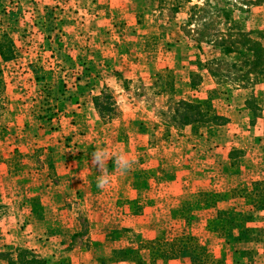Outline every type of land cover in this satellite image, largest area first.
<instances>
[{"label":"rangeland","instance_id":"obj_1","mask_svg":"<svg viewBox=\"0 0 264 264\" xmlns=\"http://www.w3.org/2000/svg\"><path fill=\"white\" fill-rule=\"evenodd\" d=\"M247 39L264 52V0H0V47L10 57H0V264L21 257L36 264L22 255L24 250L46 261L75 264L67 256L75 260L78 248L89 245L82 238L90 232L102 254L136 248L143 264H189L184 258L149 259L145 245L159 233L165 241L191 235L202 254L222 264H264V206L245 224L252 230L247 241L224 243L204 228L217 210L251 211L242 196L257 190L264 196V77H254L261 66L245 67L239 75L231 64L243 60L217 46L219 40L244 44ZM188 75L200 78L194 88ZM207 96L225 124L211 126L208 134L200 130L199 137L176 129L175 113L181 110L175 103ZM116 138L155 147H150V163L134 164L135 169L157 167L158 174L175 178L183 171L184 176L174 183L176 198H163L146 210V223L129 219L124 225L131 226L124 227L120 219L119 228L97 230L72 188L59 197L44 193L57 180L41 179L40 171L47 172L52 141H64L67 150L56 147L50 153L64 157L63 169L72 173L75 146L84 140L85 146L93 144L82 148L83 156L97 149L118 154ZM89 168L96 170L90 163L80 167ZM158 178L153 182L165 181ZM238 189L240 196L216 203V211L194 210L188 223L171 211L200 191ZM39 190L46 202L43 222L23 203ZM240 250L251 253L241 256Z\"/></svg>","mask_w":264,"mask_h":264},{"label":"crops","instance_id":"obj_2","mask_svg":"<svg viewBox=\"0 0 264 264\" xmlns=\"http://www.w3.org/2000/svg\"><path fill=\"white\" fill-rule=\"evenodd\" d=\"M162 126V125H161ZM164 128L168 129L167 126L164 125ZM173 127H171L172 129ZM183 128V127H182ZM176 129H181L176 126ZM188 129V135L189 137H195V135L190 133L189 126H185L183 130ZM164 129L162 126V133ZM162 136V134H161ZM186 136V138H189ZM199 137V135H198ZM204 137V135H203ZM121 141H119L117 138L115 140L116 145L118 146L121 144V151L119 152H126L131 158L135 160V164H145L150 163V158L148 155H150L151 150L154 149L151 142L149 141H141L140 143L138 141H134L131 139H123L120 138ZM64 141H61V143H56V141H52V144H47L48 146V153L49 158L51 160L47 161L45 164L46 171L44 170L40 171L41 179H43L44 176H48L51 179L50 180H57V185H52L50 187L49 184L47 187V190H43L44 193H48V190H50L51 194H56V197H59L61 195L64 196L66 192H70L73 190L74 195L77 196V201L79 204V208L81 211L85 212V217L87 220L91 219L94 221L89 220V225L94 224V227L98 230L100 227H108L109 230H114L115 228H119L117 226L120 221V219H123V223L120 226L127 227L130 224L124 225L125 221H128L129 219H132L134 223H137V221L142 222V224L146 223L148 215H144L146 210L149 208L150 211L154 210V206L152 204L156 203L158 200L161 201V199L167 200L170 198H176L177 192L175 190L174 183L178 178H182L184 176L183 171H181V176H176L175 178L165 174H158L157 173V167L155 168H139L135 169L133 168L126 174L123 175L120 172H118L115 164V159H108L105 164L106 171L111 174L112 181L110 187H107L105 189H100L97 187V177L101 174L97 169L93 170L88 169L87 171L80 169L83 164H89V159L91 155L85 154L83 156L82 151L90 148H93V144L87 143L85 146V140L83 143L78 144L75 149V154L73 157H75V163H77V167H72L73 171L70 173V168L64 170L63 167L66 166V159L59 155L58 157L52 156V154L56 151V147L63 148V150H67L64 147ZM149 143V144H148ZM63 146V147H62ZM152 146V149L150 147ZM80 147V148H79ZM83 147H86L85 149H82ZM155 150H153L154 152ZM50 152H53L52 154ZM109 157L114 158L117 153H114V151L109 150ZM13 156V154H11ZM9 156L5 163H9L12 159V156ZM147 156V159L145 157ZM55 159H58L59 161L56 162ZM84 160L87 163H84ZM113 160V161H112ZM81 162V164H80ZM112 162L114 163L112 166ZM152 162V161H151ZM61 163H65L64 166H61ZM183 163V162H181ZM59 166V167H58ZM61 166V167H60ZM227 174V173H225ZM227 176V175H226ZM36 177V176H35ZM158 177H165V181L161 183H155L153 181H156L159 179ZM49 181V179H47ZM39 186L43 187L44 184H40ZM71 186V187H70ZM67 187L72 188L71 191H67ZM42 190H39L38 192L33 193L32 195L25 196L23 203L27 204L28 210L35 211V213H31L32 218L34 220H37L38 222H43L42 216L44 215V211L46 209V202H42V199L40 198ZM152 192L154 194V197L152 195ZM75 196V197H76ZM30 199H34V207H31ZM75 200V199H74ZM225 203L226 202H222ZM180 204V203H179ZM179 204L174 207L171 211H175ZM51 205V203H50ZM148 205V206H147ZM50 208H53V206H50ZM217 208V207H216ZM216 208H209L204 209L203 211H209L214 210ZM32 209V210H31ZM228 209V208H224ZM223 209V210H224ZM202 211V212H203ZM216 211V210H214ZM122 216V217H121ZM144 219L145 221H142L141 219ZM140 219V220H139ZM208 219H211L208 218ZM206 219V220H208ZM98 221L100 223H98ZM180 221V220H179ZM100 226V227H99ZM131 226V225H130ZM108 230V231H109ZM92 233L91 236L89 234L85 235L82 238V241L84 243L89 244L88 246L82 245L78 248V251L74 253L75 260L71 259V256H67L71 261H75L73 263L75 264H120L123 262H128L130 264H134L131 261H122L115 259V257L110 252L106 255V253L102 254L101 251L98 250V240L97 236ZM119 237H115L114 241L111 243H114L118 240ZM117 239V240H116ZM115 249V248H114ZM119 249H127V248H116L115 250ZM133 249V248H129ZM136 250V248H134ZM35 260H41L43 263L41 264H60L59 261L57 263H54L51 257H48L47 261L45 258L37 256L34 252L28 250ZM113 251V250H112ZM69 261V260H68ZM67 262V261H66Z\"/></svg>","mask_w":264,"mask_h":264},{"label":"trees","instance_id":"obj_3","mask_svg":"<svg viewBox=\"0 0 264 264\" xmlns=\"http://www.w3.org/2000/svg\"><path fill=\"white\" fill-rule=\"evenodd\" d=\"M217 46L219 47L218 49L222 54L228 55L230 53H235L240 59L243 60L240 61L238 66L236 62L231 64V68H237L239 70V75L242 73L243 68H250L248 69L250 71L252 70V67L257 65L261 66V68L258 69V72H255L254 77L259 75L260 79H263L264 70L262 67H264V52L259 43L251 39H247L244 44L238 43V40L232 42L219 40V44ZM7 53H9V50H2L0 47V57L3 61H6L10 58ZM210 75L214 77V71L210 70ZM188 77L190 79L188 83L189 88H194V79L199 81V76L188 75ZM174 106L181 110V112H178V114L175 113L176 121H173L174 125L180 128L189 126L191 134H196L200 130H205V133L208 134L210 132L211 126L215 128L225 124V119L218 116L214 112L213 106L211 105V101L208 96L203 99H193L191 101L178 100ZM198 135L200 134L198 133L196 136ZM253 186L257 187V185ZM239 191L240 190L238 189L235 191V193L231 194L227 192L219 194L214 192L200 191L197 193L196 199L189 202L188 204L185 201L180 202L179 207L174 212H176L177 218L180 221L188 223L193 219L194 210L213 208L218 202H227V200H229L232 195H237L239 197ZM242 198H246L245 200L252 206L251 211H249V209L238 210L234 208L217 210L213 218L205 221V231L218 235L219 239L225 240L224 243L228 244L238 241H247L252 230L245 228V224L246 222H250L252 220V215L255 211H260L263 209L264 196L263 193L261 194L257 190L255 193L250 192L248 196H242ZM30 202L31 207H34V205L36 206L34 199H30ZM31 213H35V211H31ZM234 231H238L236 236L232 234ZM145 247L149 252V259L151 261H167L171 259L184 258L189 261V264H222L220 258L213 260V257L210 254H202L197 239L191 235H185L174 238L170 241H165L162 238L161 233H159L152 241L148 242ZM111 253L115 259L131 261L134 264H143L142 261H140L141 258L138 256L139 252L135 249H119L113 250ZM239 253L241 256H243L250 254L251 252L240 250ZM25 254L33 258V255L29 251H22V255ZM5 257L6 255H4L2 259ZM32 262H36V264L43 263L41 260L30 261V263ZM15 264L29 263L23 261V257H21Z\"/></svg>","mask_w":264,"mask_h":264},{"label":"clouds","instance_id":"obj_4","mask_svg":"<svg viewBox=\"0 0 264 264\" xmlns=\"http://www.w3.org/2000/svg\"><path fill=\"white\" fill-rule=\"evenodd\" d=\"M109 157L108 153L103 149H97L91 153L89 163L91 166L95 167L101 174L97 177V187L100 189H105L110 187L112 177L105 169V164ZM115 166L117 170L126 175L134 166L135 160L131 158L126 152H120L115 156Z\"/></svg>","mask_w":264,"mask_h":264}]
</instances>
